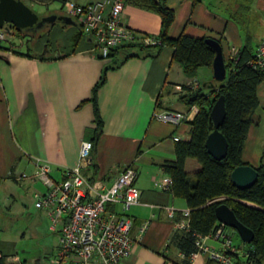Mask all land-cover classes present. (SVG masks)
Listing matches in <instances>:
<instances>
[{
  "label": "crops",
  "instance_id": "1",
  "mask_svg": "<svg viewBox=\"0 0 264 264\" xmlns=\"http://www.w3.org/2000/svg\"><path fill=\"white\" fill-rule=\"evenodd\" d=\"M65 1L62 9L67 11L71 3ZM74 1L87 4L95 0ZM122 1L126 26L140 34L159 37V13L132 0ZM229 1L232 0H167V6L175 11L169 37L177 38L184 32L216 39L225 59L233 47L240 50L248 46L254 53L264 39V0H250L244 27L232 15L247 5L246 0H236V9L224 7ZM55 26L62 25L57 23L50 30ZM38 41L30 44L27 37L0 46V187L11 181L34 194L43 192L41 182L42 189L37 190L38 181L17 182L15 177L22 173L33 175L37 162L44 161L51 166L52 178L60 181L66 169L78 165L81 143L92 141V164L84 170L89 179L105 180L110 186L127 167L138 172L136 186L141 200L127 212L133 221L134 243L131 255L121 264H184L185 256L173 238L179 231L180 212L189 207L184 199L160 189L157 183L168 175L162 165L176 159L177 142L190 139L189 121L198 113V107H189L179 100L185 93L182 85L201 84L197 77L203 68L209 69L205 81H213L212 68L202 67L195 78H189L181 65L172 61L174 50L170 46L163 47L157 56L144 52L138 55L134 50L133 56L112 65L113 59L101 57L87 38L82 42L74 37L60 50L52 46L50 51H57L55 55L48 50L43 53L42 42ZM105 72L96 105L92 100L94 89ZM257 95L259 121L250 127L242 153L243 161L254 168L264 164V83L258 86ZM96 106L103 123L98 140L94 141L98 129ZM157 110L183 112L189 114V120L178 125L163 122L154 117ZM199 168V164L187 160L188 172ZM107 209L122 212L120 204H110ZM42 211L50 220L48 213ZM145 221H149V226L140 234ZM50 230L58 234L57 254L60 232L51 227ZM0 249L7 255L6 264H27V259L23 260L13 245L3 242L1 235ZM208 259V255H200L189 262L207 264ZM50 262L58 264L56 255Z\"/></svg>",
  "mask_w": 264,
  "mask_h": 264
},
{
  "label": "trees",
  "instance_id": "2",
  "mask_svg": "<svg viewBox=\"0 0 264 264\" xmlns=\"http://www.w3.org/2000/svg\"><path fill=\"white\" fill-rule=\"evenodd\" d=\"M51 1H60L63 4L66 2L65 0ZM132 1L160 14L162 31L158 38L161 44L145 46L140 43H129L114 48L109 56L113 59L112 65L119 64L133 56L134 53L139 55L144 52L147 56H157L163 47L170 46L174 50L172 61L179 63L189 78H195L202 67L212 68L215 51L206 42L207 38L193 37L184 32L177 38L169 37L168 30L175 20V11L167 6V0ZM193 1L196 3L199 0ZM249 2L250 0H246L245 4L247 5H242L237 13L232 15V18L241 27L247 23ZM72 19L75 21L74 18ZM51 25L53 26L55 23ZM77 28L78 34L75 39H86L78 23ZM22 30L24 29L16 28V31ZM237 56L238 60L235 64L225 59L227 64L226 80L215 82L213 88H209V82H206V86L203 84H199L197 87L182 85L185 93L180 96L179 100L189 107H198V113L192 121H189L190 139L177 142L175 161L166 162L162 167L173 179L171 192L174 196L184 199L187 207L191 209L189 231L179 230L173 238L174 244L185 256L184 264H190V256L197 251L198 236L210 235L219 226L216 207L222 203L231 207L237 218L255 233L253 242L246 249L249 251V256L247 259L238 257L237 264H245L246 261L251 264H264V164L256 168L259 172V179L251 188L241 190L231 181V173L236 167L249 165L243 161L242 153L250 127L259 121L256 113L259 107L257 88L261 83H264V71L256 70L248 65V62L253 59V49L248 46L240 49ZM105 76L106 72L94 89L92 100L95 104L98 90L105 82ZM222 95L225 97L226 116L220 126V131L228 141V152L225 159L216 160L206 148V139L214 130L211 116L212 107ZM95 122L98 129L94 141L98 140L103 123L97 106ZM188 159L197 160L200 163V168L188 172L186 169ZM1 181L0 178V184ZM221 196H225L226 199L221 202H213L214 199ZM1 232L0 226V235ZM6 258L7 255H4L0 249V264H6ZM207 264L217 263L208 259Z\"/></svg>",
  "mask_w": 264,
  "mask_h": 264
},
{
  "label": "built area",
  "instance_id": "3",
  "mask_svg": "<svg viewBox=\"0 0 264 264\" xmlns=\"http://www.w3.org/2000/svg\"><path fill=\"white\" fill-rule=\"evenodd\" d=\"M23 1L28 3L30 0ZM123 9L122 0H95L87 4L71 3L66 14L77 21L84 36L92 43V49L103 58H109L112 49L129 43L161 44L158 37L140 34L126 26ZM15 32L14 25L5 24L0 29V43L14 42ZM238 52L236 47L231 48L228 62L235 64ZM248 65L264 71V39L257 45ZM154 117L176 125L189 120V114L173 110H157ZM174 139L178 141L179 137ZM93 149L92 141H83L78 165L66 169L60 181L52 178L51 166L44 161L37 162L33 175L22 173L15 177L17 182L30 179L44 185L43 192L34 194L35 206L48 213L51 228L60 232L56 254L58 264H121L132 252L133 221L127 212L141 200V191L136 186L138 172L127 167L110 186L105 180L89 179L84 170L92 164ZM157 186L171 191L172 177L164 176ZM225 198L221 196L213 202H221ZM110 204H120L122 212H108ZM190 213V208L180 212V231H189ZM148 226L149 221H145L140 234ZM198 237L197 251L190 256V262L200 255H208L217 264H237L238 257L247 259L249 256V251L233 243V235L223 223L212 234ZM208 241L214 245H209ZM245 264L251 263L246 261Z\"/></svg>",
  "mask_w": 264,
  "mask_h": 264
},
{
  "label": "rangeland",
  "instance_id": "4",
  "mask_svg": "<svg viewBox=\"0 0 264 264\" xmlns=\"http://www.w3.org/2000/svg\"><path fill=\"white\" fill-rule=\"evenodd\" d=\"M45 1L47 0H30L26 4L38 14L39 18L53 13L67 16L65 9H62V2L53 1L47 4ZM68 1L73 4L76 3L74 0ZM236 6V0L224 3V7L236 9ZM56 27L51 30L41 29L35 37L30 36V33L25 31L24 33L16 31L14 41L18 43L19 40H25L28 37L31 44L39 40L38 42H42L43 45V53L46 50L48 53H52L50 51L52 46H57L56 48L60 50L68 41H73L78 34V28L73 25L66 29L62 26H60L61 29ZM81 41L84 42V39ZM30 46L32 47V45ZM56 53L57 51L54 50L52 54L55 55ZM207 71L209 69L203 68L198 74L197 78L200 79L201 84L207 82L204 78ZM191 161L200 165L195 159H191ZM37 184V190H41V184L39 182ZM0 226L2 229L1 240L8 245H13L21 258L27 259V264H43L42 261L51 264L50 259L56 255L58 234L50 230L51 222L46 214L35 207L34 192L29 188H22L11 181L0 187ZM228 228L233 235V243L236 246L244 249L249 248V244L242 240L235 229Z\"/></svg>",
  "mask_w": 264,
  "mask_h": 264
},
{
  "label": "water",
  "instance_id": "5",
  "mask_svg": "<svg viewBox=\"0 0 264 264\" xmlns=\"http://www.w3.org/2000/svg\"><path fill=\"white\" fill-rule=\"evenodd\" d=\"M61 22L64 27L77 23L66 15H51L43 17L39 21L38 14L27 5L23 0H0V29L5 24L10 23L20 29H33L41 27L43 23L54 24ZM206 42L215 51V57L212 64L214 81H209V88L215 86V82H224L227 77V64L223 55V48L219 41L213 38H207ZM204 86L207 85L205 82ZM211 116L214 123V130L206 139V148L209 154L216 160H223L227 156L228 141L220 131V126L226 116L225 97L220 96L211 110ZM259 179V172L251 165H241L236 167L231 173V181L234 186L241 190L249 189L254 186ZM217 219L227 227L235 229L245 243L251 244L255 238L254 231L244 225L235 215L234 211L227 204L222 203L216 207Z\"/></svg>",
  "mask_w": 264,
  "mask_h": 264
},
{
  "label": "flooded vegetation",
  "instance_id": "6",
  "mask_svg": "<svg viewBox=\"0 0 264 264\" xmlns=\"http://www.w3.org/2000/svg\"><path fill=\"white\" fill-rule=\"evenodd\" d=\"M53 14L60 16L59 14H55V13H53ZM53 14H49V15H46L43 17L51 16ZM43 17L39 18V21H41ZM57 23L61 25L60 22L57 21L55 24H57ZM51 27H52L51 23H43V25L41 27H35L33 29H24L21 32L24 33V31H25L27 33H30V36L34 37L38 32H40L41 29H45V28L50 29Z\"/></svg>",
  "mask_w": 264,
  "mask_h": 264
}]
</instances>
